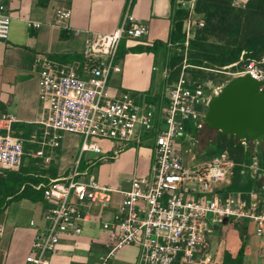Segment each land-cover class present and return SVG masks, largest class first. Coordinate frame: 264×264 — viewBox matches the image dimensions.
Instances as JSON below:
<instances>
[{
    "label": "built area",
    "instance_id": "built-area-1",
    "mask_svg": "<svg viewBox=\"0 0 264 264\" xmlns=\"http://www.w3.org/2000/svg\"><path fill=\"white\" fill-rule=\"evenodd\" d=\"M175 8L188 10L187 26L183 27L182 42H166L167 49H183V62L176 80L169 84L160 103L137 102L133 94L110 92L108 80L112 73L121 71L118 58L119 44L123 39L135 40L143 36L146 25L135 20L130 13L132 0L123 11L118 27L109 33L87 31L82 56L84 61L61 62L38 55V98L45 115L41 120L42 146H60L63 133L82 136L80 155L86 151L102 153L96 141L112 142V158L131 143L150 141L152 163L147 175L135 176L127 188L112 187L93 177H85L87 171H79L78 162L73 170L47 183H38L46 201L44 224L37 229L30 245L26 264H49V256L56 250L63 236H77L82 232V222L88 217V206H108L115 193L120 195L117 208L110 220L101 222L106 230V252L98 264H106L115 252L125 246L137 249L135 264H197L207 248V234L224 217L228 222H246L253 225L257 236L264 235V181L252 188L244 198L241 193L220 192V183L229 182L234 161L227 151L209 157H201L193 133L186 129L192 122L196 129L204 124V110L212 95L221 86L210 89L209 82L188 78L186 50L190 40V19L195 16L196 0H174ZM235 6L244 3L233 0ZM69 11H62L60 19ZM198 26L203 20L196 21ZM11 16L0 4V39H7ZM29 27L40 23L28 20ZM80 30H74L78 34ZM243 50L236 62L215 71L233 76L248 75L258 83L264 93V55L260 59H244ZM156 70V66L153 67ZM161 77L167 80L171 68L166 60ZM16 121L11 114L0 116V169H18L23 161V140L11 133ZM90 139H93L90 141ZM245 138L241 140L244 141ZM244 143V142H243ZM259 144L253 140L254 148ZM36 156H44L42 149ZM80 157V156H79ZM253 174L258 172L255 156L250 165ZM0 215V225H1ZM34 224L33 221L30 222Z\"/></svg>",
    "mask_w": 264,
    "mask_h": 264
},
{
    "label": "crops",
    "instance_id": "crops-1",
    "mask_svg": "<svg viewBox=\"0 0 264 264\" xmlns=\"http://www.w3.org/2000/svg\"><path fill=\"white\" fill-rule=\"evenodd\" d=\"M128 1L0 0V4L6 7L11 16L9 36L7 39H0V116L8 113L15 117L11 133L23 140L24 156L28 154L33 157H23L20 167L28 171L29 175L42 178L39 183H47L50 179L69 174L80 156L81 142L72 136L76 134L68 133L58 148L42 146L40 143L43 129L41 120L45 110L38 98L39 66L35 59L38 55L56 60L58 59L53 57L55 54L82 55L86 30L101 33L114 31ZM174 8V0H132L130 13L136 21L146 25L147 31L138 39H123L120 42L118 54L124 52L119 58L121 71L114 72L109 77L108 88L111 93L130 92L137 102L162 101L170 82L160 77L158 89L153 88L155 52H133L131 48L153 45L156 41L166 43L169 40L170 18ZM65 10L69 11L70 15L60 19V13ZM28 20L39 22L40 26L29 27ZM77 29L80 31L75 34L74 30ZM61 31H64L65 38L60 37ZM143 57L150 61L146 71L138 72L126 68L127 59L135 58V61H138ZM150 97L156 101L148 100ZM0 132H3V129L0 128ZM128 146L131 147L126 148ZM128 146L110 159L98 157L97 161L108 160L105 162L109 163L110 172L106 174L107 182L104 184L127 188L129 183L123 180H131L135 176L147 175L150 172V141L145 139L144 142L131 143ZM39 149L43 150L47 160L35 155ZM125 149H132L133 152L130 153L134 155L139 153L124 164L133 168L131 174H124L121 171V162L115 161L119 160V153ZM144 150H148V157L145 156ZM83 161V165L85 163L87 166L86 159ZM85 168L79 171H84ZM5 179L4 171L0 169V264H26L33 237L37 229L44 224L43 212L47 204L43 199H13L11 195H6L10 182ZM119 200L120 195L115 193L108 206L90 204L88 217L82 222V232L77 236L61 237L56 250L49 256V264H98L99 257L107 250V232L105 230L101 233L100 224L112 218ZM31 221L34 222L33 225L30 224ZM226 224H215L212 227L207 234V248L200 254L197 264H224V253L227 251L232 258L236 256L237 248L241 244L238 229L235 230L236 237L232 240L218 242L212 239V233L216 231L217 226ZM251 226L250 228L249 223H246V246L239 264H264V235L257 236L253 225ZM136 258L137 249L134 246H125L117 250L106 264H135Z\"/></svg>",
    "mask_w": 264,
    "mask_h": 264
},
{
    "label": "trees",
    "instance_id": "trees-1",
    "mask_svg": "<svg viewBox=\"0 0 264 264\" xmlns=\"http://www.w3.org/2000/svg\"><path fill=\"white\" fill-rule=\"evenodd\" d=\"M194 13L195 16L203 20V25L196 28L194 37L189 40L191 49L197 47V50L192 54L190 53L188 57L186 56V61L189 65H194L200 69L191 78L204 82L199 76L204 77L208 73L206 72L208 69L215 71V67L220 69L236 62L243 50L245 51L244 59L246 60H258L264 55V0H246L243 7L235 6L233 0H196ZM187 15L188 10L185 8L173 9L169 34L171 42H182L184 40L183 27ZM60 37L65 38L64 31H61ZM209 37H212L215 42H207ZM161 46L168 50L166 43L156 41L153 45L135 46L131 48V51L156 52ZM123 53H119L118 58ZM53 57L61 62H71L75 59L81 62L84 61L83 56L77 53L55 54ZM182 62L183 55L181 53L175 54L168 60V66L171 68L168 78L170 83L178 77ZM148 100L156 101L155 98L151 97ZM185 126L190 133L197 130L192 122L187 121ZM218 133L224 139L228 138L227 152L234 161L229 182L223 190L220 189V192L225 194L227 192L241 193L245 198L252 188L260 186L261 182L264 181V178H258L253 174L250 168L255 156L258 172H264V145L258 144L255 148L253 146L245 147L241 143L235 142L236 138L233 134H224L221 131ZM245 138L249 139L248 136ZM224 148V145H220L219 151L213 154L224 151ZM78 166L83 167L81 157ZM2 170L5 173V180L10 182V185H7L6 195H11L13 199L44 200L42 190L34 188L42 178L29 175V172L22 167L16 170ZM245 228L246 222H243V226L237 228L241 244L235 257L232 258L227 252L224 253V264L240 263L245 247ZM173 264L181 263L175 261Z\"/></svg>",
    "mask_w": 264,
    "mask_h": 264
},
{
    "label": "rangeland",
    "instance_id": "rangeland-1",
    "mask_svg": "<svg viewBox=\"0 0 264 264\" xmlns=\"http://www.w3.org/2000/svg\"><path fill=\"white\" fill-rule=\"evenodd\" d=\"M246 0H238L239 3H245ZM201 18H199L198 16H192V18L190 19V40H192V38L195 35V31L196 28L198 27L196 21L199 20ZM184 26H187V20H184ZM207 42H215V40L212 37H209L207 39ZM197 47H194L191 49L190 45L188 46V49L186 50V56L188 57L189 54L196 52ZM181 52H183V49L181 47L179 48H173V49H169L166 50V48H164V46L160 47L154 54H155V66H156V70L153 73L154 75V79H153V88L158 89L159 83H160V77H161V69L163 67V63L164 61H168L170 60V58L172 56H174L175 54H180ZM188 62V61H186ZM122 63V61H121ZM126 68H131L132 71L137 70L138 72H142V71H146L147 67L150 64L149 59L143 57L140 58L138 61H135V58H131V59H127L126 60ZM218 67H215V69H217ZM200 69L196 68L194 65H190L188 67H186V75L188 78L193 77L192 75H194L195 72L199 71ZM209 70V71H208ZM206 72H208L207 74H205L204 77L199 76V78H202V81H207L210 83L211 87L210 89H212V87H217L222 86L223 84H225L229 79H231L232 77H234L232 74H230L229 72H231L232 69H226V73H220L217 71H214L212 69H208ZM209 78V79H208ZM164 85V84H162ZM205 112V110H204ZM219 131L210 129L206 123L203 124V126L200 129H197L195 132H193V136L191 138L190 141H194L196 146V150L198 151V155L201 157H209L211 156L213 153L219 151V146L224 145V151H227V139H224L223 136H220ZM65 134L68 133H63V137L60 139V144H62L63 138L65 136ZM74 134V133H72ZM74 137V139L82 142V136L81 135H72ZM258 140L259 144L264 145V134L254 138V139H244V141H242L241 139H236L235 142H239L241 143L243 146L247 147V146H251L253 143V140ZM93 139H90V141ZM65 141V140H64ZM98 142V144L101 146L102 148V153H98L95 154L91 151H86L84 152V155H80L81 159H82V164H83V160L86 159L87 161V166L84 163L83 167H80L79 169L83 170L85 167V170L87 171V175L85 177H93L95 179H97L98 181L104 183L107 182V179H105L106 174H108V172H110L109 170V163L105 162L108 160H103V162H99L98 157L101 156L103 157L105 156H110L112 155V142L108 141V140H104V139H97L96 140ZM244 142V143H243ZM59 147V146H58ZM56 147V148H58ZM131 146H128L126 148H129ZM134 147V146H132ZM147 148V147H146ZM130 151L133 152L132 149H125V151H121L119 153L120 158L119 160L116 159L115 161L117 163L121 162V168H123L121 171L124 174H131V172L133 171V168L130 167H126L124 166V164L128 163L131 160V157L139 154L138 152L134 154H131ZM200 151H203V153H201ZM145 156L148 157L149 156V152L148 150H144ZM140 156V155H139ZM24 157L26 158H33L30 155L26 154ZM79 157V159H80ZM105 159V158H104ZM106 159H110V158H106ZM148 159V158H147ZM32 160V159H31ZM150 161V160H149ZM47 164V163H46ZM2 170V169H1ZM3 171V170H2ZM130 176V175H129ZM128 176V177H129ZM126 181L127 183L130 184V178L127 180H123V182ZM122 183V182H121ZM119 182V184H121ZM221 186L220 188L223 190L226 183H220ZM222 193V192H221ZM229 224H226V226H217L216 231L214 233H212V239L217 240L218 242L220 241H228V240H232L234 237H236V229L239 228L240 226H243V222L239 223V222H228ZM238 224H242V225H238ZM252 226H250L251 228ZM100 230L101 233L105 232V229L102 227V225L100 224ZM245 235V234H244ZM246 246V245H245ZM229 248V247H228ZM231 248V246H230ZM238 250V248H237ZM228 252V251H227ZM230 255V253H228Z\"/></svg>",
    "mask_w": 264,
    "mask_h": 264
},
{
    "label": "water",
    "instance_id": "water-1",
    "mask_svg": "<svg viewBox=\"0 0 264 264\" xmlns=\"http://www.w3.org/2000/svg\"><path fill=\"white\" fill-rule=\"evenodd\" d=\"M203 120L238 139L257 138L264 134V93L248 75L234 76L210 97ZM227 222L224 217L221 224Z\"/></svg>",
    "mask_w": 264,
    "mask_h": 264
},
{
    "label": "flooded vegetation",
    "instance_id": "flooded-vegetation-1",
    "mask_svg": "<svg viewBox=\"0 0 264 264\" xmlns=\"http://www.w3.org/2000/svg\"><path fill=\"white\" fill-rule=\"evenodd\" d=\"M218 91H219V89L217 90V92H218ZM210 92L212 93V92H213V89H208V88H207V89H206V95H209ZM206 110H207V107H206ZM206 110H205V112H206ZM206 124H207V123H206ZM207 126H208L210 129H213V130H216V131H220V130H218V129H216V128H214V127L208 125V124H207ZM222 133H223V132H222ZM224 134H230V133H224ZM231 134H233V133H231ZM233 135H234V137H235L236 139H238L237 136H236L235 134H233ZM246 136H247V135H246ZM246 136H245V137H246Z\"/></svg>",
    "mask_w": 264,
    "mask_h": 264
}]
</instances>
